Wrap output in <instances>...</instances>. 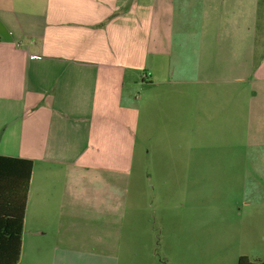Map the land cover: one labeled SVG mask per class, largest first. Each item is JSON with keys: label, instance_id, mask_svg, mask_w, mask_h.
<instances>
[{"label": "crops", "instance_id": "crops-1", "mask_svg": "<svg viewBox=\"0 0 264 264\" xmlns=\"http://www.w3.org/2000/svg\"><path fill=\"white\" fill-rule=\"evenodd\" d=\"M258 35L264 0H0V156L33 163L18 264H153L139 125L264 145Z\"/></svg>", "mask_w": 264, "mask_h": 264}, {"label": "rangeland", "instance_id": "rangeland-1", "mask_svg": "<svg viewBox=\"0 0 264 264\" xmlns=\"http://www.w3.org/2000/svg\"><path fill=\"white\" fill-rule=\"evenodd\" d=\"M140 102L147 92L135 89ZM198 137L183 145L159 141L142 120L130 185L152 204L157 236L153 264H237L240 256L264 259V145L244 128L236 137ZM251 135V132H250ZM150 210L142 211L144 214Z\"/></svg>", "mask_w": 264, "mask_h": 264}, {"label": "trees", "instance_id": "trees-1", "mask_svg": "<svg viewBox=\"0 0 264 264\" xmlns=\"http://www.w3.org/2000/svg\"><path fill=\"white\" fill-rule=\"evenodd\" d=\"M259 35L256 53L259 50ZM33 163L30 160L0 156V264H18L21 253V236L27 205ZM237 264H264V259L253 262L240 256Z\"/></svg>", "mask_w": 264, "mask_h": 264}]
</instances>
